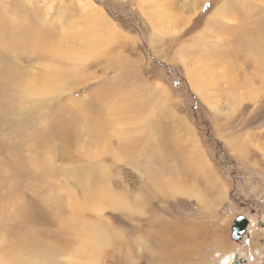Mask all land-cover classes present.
Listing matches in <instances>:
<instances>
[{
	"label": "rangeland",
	"instance_id": "rangeland-1",
	"mask_svg": "<svg viewBox=\"0 0 264 264\" xmlns=\"http://www.w3.org/2000/svg\"><path fill=\"white\" fill-rule=\"evenodd\" d=\"M82 1L0 0V264H264V0H92L93 56H37Z\"/></svg>",
	"mask_w": 264,
	"mask_h": 264
},
{
	"label": "bare ground",
	"instance_id": "bare-ground-1",
	"mask_svg": "<svg viewBox=\"0 0 264 264\" xmlns=\"http://www.w3.org/2000/svg\"><path fill=\"white\" fill-rule=\"evenodd\" d=\"M151 1V0H150ZM81 2V1H80ZM148 2V1H147ZM154 2H155V0H154ZM156 3V2H155ZM82 4H84V6L82 5ZM82 4H81V6H83V8L85 7V8H89L90 9V11L89 10H87V11H85L84 12V14H86V15H90V16H92L93 18L92 19H94V20H92V21H85V23H82L81 25H73V27H72V29L74 30V32H73V30L72 31H63V32H61V35H60V37H59V41H60V38H61V40H64V41H66V42H71L72 44H74V42L75 43H77L76 42V39L78 40V42H79V40H80V42L79 43H82V45L85 47V48H87L86 49V51H80V50H72V51H68L67 53L66 52H58L57 50H54V48L53 47H56V46H52L51 45V43H52V38H51V36H49V35H47V36H44L43 35V38L38 42L39 44H42V45H44V47H40L39 45H35L33 48H32V50L34 51V52H36V53H38V55L37 56H41L43 59H50V60H54V59H57V58H59V57H62L64 60H69V61H74L75 63H78L79 61H85V60H87L88 58H90V57H92L93 56V49L95 48V47H93V49H91V46L93 45V46H99L100 44H101V38L103 39L104 37H102V34H101V31H102V29L104 30V32H107V30L108 29H112V25H111V22H109V20H108V18H105L104 16H103V14L101 13V11L100 10H98V6H97V4L95 3V2H93L92 0H83L82 1ZM157 4V3H156ZM156 4H155V6L154 7H156V8H153L152 7V9H154L155 11H156V13H155V16L157 17V19L160 17V18H163L164 16V14L165 13H167V12H165V13H163V11H161L160 9L158 10L157 9V7L158 6H156ZM80 5V4H79ZM143 5V4H142ZM4 7H5V4L3 5ZM7 6V5H6ZM149 6V5H148ZM151 7V6H150ZM1 8H3V7H1ZM9 8V7H8ZM82 8V9H83ZM84 8V9H85ZM4 9V8H3ZM49 9V8H48ZM150 9V8H149ZM6 10V9H5ZM80 10H81V8H80ZM9 11V10H8ZM151 12V11H150ZM169 13V12H168ZM154 14V13H153ZM170 14V13H169ZM172 14V13H171ZM4 15V14H3ZM166 17V16H165ZM164 17V18H165ZM167 17H169L168 15H167ZM167 17H166V19H167ZM156 18L154 19L155 20V22L157 23V20ZM172 19V18H171ZM169 20V19H168ZM172 21V20H171ZM1 22H3V21H1ZM2 24V23H1ZM155 24V23H154ZM163 24V23H162ZM100 25V26H99ZM29 26V25H28ZM94 26H96V27H94ZM22 27H25V26H22ZM27 27V26H26ZM32 27V26H31ZM157 27V26H156ZM160 28V27H159ZM31 29V28H30ZM33 29V28H32ZM28 30H29V28H28ZM28 30H27V32H28ZM34 30H36V29H34ZM33 30V32L34 33H37V32H35ZM64 30H65V28H64ZM168 30V29H167ZM177 30V29H176ZM37 31V30H36ZM113 31V30H112ZM109 32V31H108ZM47 33V32H46ZM110 33V32H109ZM20 34H22V32L20 33ZM29 34H30V32H29ZM33 38V37H32ZM109 40V39H108ZM104 41V40H103ZM105 42V41H104ZM260 43V42H259ZM54 45V44H53ZM107 45V44H106ZM257 45H259V44H257ZM71 47V46H70ZM76 47H78V46H76ZM57 48V47H56ZM101 49V48H100ZM259 50H261V49H259ZM264 51V50H263ZM96 52H97V49H96ZM30 53V52H29ZM32 53V52H31ZM62 53V54H61ZM98 53V52H97ZM258 53H259V51H258ZM263 54H264V52H263ZM261 55V59L263 60V61H260V63H261V65H263L264 64V55ZM31 55H34V53L33 54H31ZM36 56V57H37ZM39 56V57H40ZM258 56V55H257ZM38 57V58H39ZM256 57V56H255ZM41 59V58H40ZM49 60V61H50ZM256 60H258V58L256 59ZM258 62V61H257ZM47 63H49V62H47ZM72 63V62H71ZM80 63V62H79ZM44 65V64H43ZM49 65V64H48ZM53 66V65H52ZM74 66V65H73ZM76 66V65H75ZM263 67H264V65H263ZM55 68L56 67H46L45 69L42 67V70H45L44 71V73L42 74V81H44V83L46 84V91H47V93L49 94V93H51V91H53V90H56V89H54L61 81H60V76H58L57 74L59 73L57 70H55ZM61 69V68H60ZM41 69H40V71H42ZM73 70H75V69H73ZM37 71V70H36ZM35 71V72H36ZM245 71V70H244ZM192 72V71H191ZM247 72V71H246ZM195 73V72H194ZM200 73V72H199ZM74 74V73H73ZM248 74V73H247ZM67 75V74H66ZM193 75V74H192ZM63 76V75H62ZM73 76V75H72ZM74 76L76 77L77 75H75L74 74ZM73 76V77H74ZM252 76V75H251ZM41 77V76H40ZM204 76H202V75H200V74H198V73H196V75L194 76V78H195V80H194V86L198 89V90H202V92H203V94L204 95H206V96H208V92H207V90H205V89H203V87H202V85H204V84H201V82H204L203 80H204V78H203ZM225 77H227L226 76V74H225ZM229 79V78H228ZM250 79V78H249ZM35 80H37V79H35ZM206 81V80H205ZM28 82H29V79H28ZM33 83H34V80L32 81ZM76 83V82H75ZM23 80H22V82L20 83H18V85H19V87L21 88V86H22V92H23V96H24V98H27L28 97V95H29V93L33 90V88H36V87H31L30 88V86H28L26 83L25 84H23ZM64 84H66V82L64 83ZM201 84V85H200ZM39 85L40 84H38V86H37V88L39 87ZM31 86H32V84H31ZM64 86V85H63ZM68 86V85H67ZM66 86V87H67ZM68 88V87H67ZM242 88L243 87H240V89L239 90H241V92L239 93V94H237V96H242ZM140 90V89H139ZM257 90H258V92H260L261 91V88H260V86H258L257 87ZM16 91V90H15ZM14 91V92H15ZM238 93V92H237ZM244 95V94H243ZM38 96H40V94H38V95H36L35 97H34V99H36ZM237 96H235L234 94L233 95H231L230 96V98L232 99V101H236V98H237ZM41 97V96H40ZM43 97V96H42ZM245 97V96H244ZM241 97H239V99H240ZM239 99L237 100V101H239ZM35 101V100H34ZM34 101H32V103L34 102ZM242 101V100H241ZM36 103V102H35ZM233 106V105H232ZM233 108V107H232ZM93 126H91V128H92ZM245 147V146H244ZM247 149V148H246ZM262 149H264V148H262ZM205 173V172H204ZM206 174V173H205ZM207 179H209V178H207ZM212 181V180H211ZM213 183V182H212ZM181 193H183V191L181 192ZM187 193L188 194H191V195H194V196H199V191L198 190H196L195 188H191V187H189L188 189H187ZM224 193H225V190H224ZM251 224V223H250ZM249 226V225H248ZM167 229L170 231V230H172L170 227H168L167 226ZM247 230H248V227H247ZM247 230H246V232H247ZM245 232V233H246ZM224 246H225V244H223ZM222 245V246H223ZM84 250V249H86V245L84 246V244H83V246H81L80 245V248H79V251H81V250ZM256 251H258V250H256ZM235 252V251H234ZM234 256H235V254L233 253L232 254V256L231 257H228V258H225V260H221V263L222 264H229V262H230V259H233V261L231 262V263H237L238 261H239V259L237 260V259H235L234 258ZM239 256H240V254H239ZM46 257V256H45ZM44 257V258H45ZM37 259H39V258H37ZM48 260V259H47ZM38 262H40V261H38ZM48 264H54V261H50L49 260V262H48ZM60 264V263H59Z\"/></svg>",
	"mask_w": 264,
	"mask_h": 264
},
{
	"label": "water",
	"instance_id": "water-1",
	"mask_svg": "<svg viewBox=\"0 0 264 264\" xmlns=\"http://www.w3.org/2000/svg\"><path fill=\"white\" fill-rule=\"evenodd\" d=\"M248 225H249V220L245 216L242 215L238 216L234 222V225L232 226V230H231L232 238L235 241L241 240L245 235ZM260 240L263 242L262 239ZM234 258L237 260L239 259V261L237 263H232V264H240L246 261V259L240 257L238 253L235 254Z\"/></svg>",
	"mask_w": 264,
	"mask_h": 264
},
{
	"label": "flooded vegetation",
	"instance_id": "flooded-vegetation-1",
	"mask_svg": "<svg viewBox=\"0 0 264 264\" xmlns=\"http://www.w3.org/2000/svg\"><path fill=\"white\" fill-rule=\"evenodd\" d=\"M247 242H248V244H249V240H248ZM230 264H232V263H230Z\"/></svg>",
	"mask_w": 264,
	"mask_h": 264
},
{
	"label": "crops",
	"instance_id": "crops-1",
	"mask_svg": "<svg viewBox=\"0 0 264 264\" xmlns=\"http://www.w3.org/2000/svg\"><path fill=\"white\" fill-rule=\"evenodd\" d=\"M227 246H228V244H227Z\"/></svg>",
	"mask_w": 264,
	"mask_h": 264
}]
</instances>
